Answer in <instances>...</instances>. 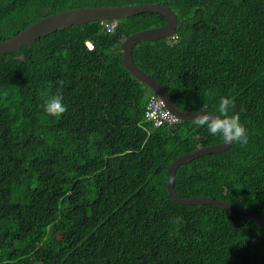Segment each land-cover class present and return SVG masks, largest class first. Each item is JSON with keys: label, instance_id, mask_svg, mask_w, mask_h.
Returning a JSON list of instances; mask_svg holds the SVG:
<instances>
[{"label": "trees", "instance_id": "16d2710c", "mask_svg": "<svg viewBox=\"0 0 264 264\" xmlns=\"http://www.w3.org/2000/svg\"><path fill=\"white\" fill-rule=\"evenodd\" d=\"M140 3L169 5L185 21L175 42L137 43L135 63L181 110L231 96L248 130L247 144L179 165L177 193L264 217V0H0V39L55 12ZM107 23L0 54V264H264V224L167 190L179 155L222 141L193 120H144L154 93L124 66L122 42L166 17ZM58 86L68 107L52 117L41 93Z\"/></svg>", "mask_w": 264, "mask_h": 264}, {"label": "water", "instance_id": "95a60500", "mask_svg": "<svg viewBox=\"0 0 264 264\" xmlns=\"http://www.w3.org/2000/svg\"><path fill=\"white\" fill-rule=\"evenodd\" d=\"M143 12H158L164 15L167 23L152 28H146L136 31L127 36L122 42L124 66L141 82L148 85L165 103L170 112L179 119L193 120L197 115L196 111L181 110L170 99L168 92L160 81L152 77L141 69L134 61L133 51L137 43L144 40L166 39L172 36L178 28L183 24L185 19L179 21L177 13L169 7V5L160 3H140L113 6H87L72 8L57 13L50 14L44 18L30 24L24 30L6 40L0 39V54L14 52L24 46L31 45L41 36H45L53 31L69 27L74 24H82L92 21L118 20L128 16L137 15ZM232 144H224L223 141L209 146H201L191 152H186L176 158L168 167L167 173L169 180L167 182V190L171 198L185 205H205L211 204L218 208L228 209L248 214L255 222L264 224V217L255 209L216 199L211 196L201 197H183L179 195L175 188L176 172L179 165L190 162L194 158L201 155L222 152L229 149Z\"/></svg>", "mask_w": 264, "mask_h": 264}, {"label": "clouds", "instance_id": "9594fccd", "mask_svg": "<svg viewBox=\"0 0 264 264\" xmlns=\"http://www.w3.org/2000/svg\"><path fill=\"white\" fill-rule=\"evenodd\" d=\"M49 15H46V16H49ZM46 16H43L41 18H44ZM107 21H114L116 23L117 20L101 21L104 27L106 26L108 28H111L112 26H114V24H109L107 23ZM177 31L172 36L166 39H168L170 42L177 41L178 40ZM87 44L88 46L93 48V45L91 42H87ZM153 93L154 94L152 95V97L149 99V101L146 103L144 107V120L146 122H150L155 127L159 128L162 126H172L178 123L179 121H182V119H179L178 117H176L170 112V110L166 107L164 101L154 91ZM41 95L43 98L42 107L49 116H52V117L58 116L62 114L68 107L62 86L56 87V89L51 92H47V91L42 92ZM158 101L162 102V108L165 111H167L166 116L157 117V112L155 113L154 106H155V103ZM196 112H197V115L195 116V118H193V123L206 129L207 134L210 137L219 139L223 141L224 144H233V143H239L241 145L247 144L248 139H249L248 130L246 128V125L242 122L240 118V112L236 110L234 100L232 99L231 96L220 95L217 98H215L211 104L204 101V103L199 107V110ZM157 119H160L159 124H156Z\"/></svg>", "mask_w": 264, "mask_h": 264}, {"label": "built area", "instance_id": "2783aa9c", "mask_svg": "<svg viewBox=\"0 0 264 264\" xmlns=\"http://www.w3.org/2000/svg\"><path fill=\"white\" fill-rule=\"evenodd\" d=\"M154 107H155V113L157 112V117H163V116L167 115V111H165L162 108V102L161 101L156 102ZM159 123H160V119H157L156 124H159Z\"/></svg>", "mask_w": 264, "mask_h": 264}]
</instances>
